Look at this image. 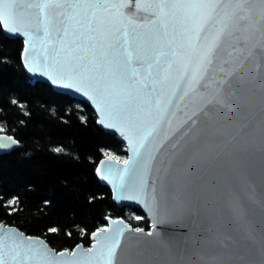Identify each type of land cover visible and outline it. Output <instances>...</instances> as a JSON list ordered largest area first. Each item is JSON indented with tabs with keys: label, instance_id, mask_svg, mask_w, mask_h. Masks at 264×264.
Wrapping results in <instances>:
<instances>
[{
	"label": "water",
	"instance_id": "95a60500",
	"mask_svg": "<svg viewBox=\"0 0 264 264\" xmlns=\"http://www.w3.org/2000/svg\"><path fill=\"white\" fill-rule=\"evenodd\" d=\"M168 2L140 0L141 8L135 12L133 4L119 10H90L94 16L88 27L77 23L80 12L69 21L64 42L79 33L85 45L97 46L98 55L101 45L109 59L114 51L102 83L88 72L80 73L63 54L57 55L58 33L66 25L61 10L50 6L52 0H20L25 7L11 19L7 8L0 6L5 33L24 41L22 61L29 76L89 104L98 125L126 145L127 160L104 156L96 175L119 207L139 208L151 223L150 230L136 231L124 218L107 216V226L92 233L90 247L80 243L70 251H56L43 237L0 224L4 264H264V6L253 3L198 13L197 29L212 19L230 24L241 15L247 19L235 20L237 38L230 43L237 50L229 58L232 62L224 65L235 93L226 97L231 111L218 109L212 114L227 142L215 164L188 170L172 187L164 179L171 167L169 137L178 135L194 111L213 101L216 82L223 83L224 73L219 69L211 73L208 91L193 81L183 82L185 68L199 79L204 48L197 33L185 42V29L191 25L181 10L143 6ZM37 4L49 7H34ZM117 64L124 71L109 74ZM180 84L183 92L177 88ZM162 87L165 94L160 96L156 90ZM9 137L17 141L0 131V144L10 145L0 153L20 146ZM134 162H142L137 170L142 193L132 186Z\"/></svg>",
	"mask_w": 264,
	"mask_h": 264
},
{
	"label": "trees",
	"instance_id": "16d2710c",
	"mask_svg": "<svg viewBox=\"0 0 264 264\" xmlns=\"http://www.w3.org/2000/svg\"><path fill=\"white\" fill-rule=\"evenodd\" d=\"M23 49L0 22V131L20 143L0 153V224L43 237L56 251L90 247L107 216L150 230L143 211L119 207L96 175L108 153L127 157L126 145L98 125L89 104L31 78ZM12 197L16 203L5 206Z\"/></svg>",
	"mask_w": 264,
	"mask_h": 264
},
{
	"label": "snow or ice",
	"instance_id": "6c2138e0",
	"mask_svg": "<svg viewBox=\"0 0 264 264\" xmlns=\"http://www.w3.org/2000/svg\"><path fill=\"white\" fill-rule=\"evenodd\" d=\"M253 3L264 6V0H169L168 3H145L143 5L145 8L169 7L181 10L182 15L189 20L191 25L185 29V42L191 41L193 34L197 33V39L202 43L204 48L198 69L200 73L199 79L194 74L189 73L188 69L185 68V75L182 77L184 83L193 81L199 85L200 89L208 91L211 73L215 72L216 69L224 73L223 83L216 82L217 88L213 92V101H210L206 108H200L194 111L188 120L185 121L182 129L178 130V135L169 137L170 144L168 150L170 152L171 167L164 173V179L172 187L175 186V182L179 176L188 170L196 166H211L215 164L219 159L222 146L227 142L224 134L213 121L212 114L217 112L218 109L231 111L232 105L228 103L226 97L235 95V93L232 91V86L229 83L230 74L225 71L224 65L232 62L229 58L232 56V52L237 50L236 46L230 43V41L237 38L235 20L244 21L247 19L245 15H241L236 17L231 24L212 19L209 20L207 27L197 29L198 13L201 10L207 9L212 11L217 9L224 11L229 8L242 9L243 5ZM129 4L134 5L133 12L141 8L140 0H52L50 6L61 10V22L66 25L64 31L58 33L61 40V48L57 52V55L60 56L63 54V57L71 64L78 66L80 73L88 72L91 79L102 83L106 75L105 65H112L113 59L115 58L114 51L111 53L113 59H109V52L104 51L103 45H101L100 55H98L96 51L97 46L95 44L85 45L79 33H73V39L64 42V37L68 35L69 21L74 18L77 12H80L82 15L77 23L81 26L88 27L89 18L94 16V13L90 10H119L128 7ZM0 6L7 8V17L9 19L14 15H19L25 7L20 3V0H0ZM34 7H49V5L37 4ZM226 15L230 14L226 13ZM2 21H5V15L0 14V22ZM91 30L93 32L98 31L97 28H92ZM245 43V41H241V44ZM111 48L112 46L109 45V49ZM123 71V65L117 64L115 71L109 74L116 75ZM201 81L203 82L201 83ZM69 86L74 87L75 85L70 84ZM177 88L180 92H183V84L178 85ZM156 91L160 96L165 94L163 87ZM12 102L17 103L15 100ZM8 139L13 144L18 143V141L13 140L11 137ZM9 146V144H0V148ZM141 147H144V145L142 144ZM54 151L60 152L61 148H55ZM136 154L138 156L140 155L139 152ZM141 166L142 162H134L131 171L133 176L132 186L135 191L142 193L144 190L143 179L137 175V170ZM153 185L155 186V182H153ZM2 199L3 197L0 196V200ZM17 199V197H12L5 202V206L15 204ZM51 231L54 232L57 229L53 228ZM136 231H142V229H137ZM191 243L195 244L197 241L193 240ZM60 255L63 256L64 254L61 253ZM108 255L111 257L112 247H109ZM0 264H4L3 260H0Z\"/></svg>",
	"mask_w": 264,
	"mask_h": 264
},
{
	"label": "rangeland",
	"instance_id": "374dc122",
	"mask_svg": "<svg viewBox=\"0 0 264 264\" xmlns=\"http://www.w3.org/2000/svg\"><path fill=\"white\" fill-rule=\"evenodd\" d=\"M107 156L113 157V158H115V159H117L119 161H126L127 160L126 156H117V155H115L113 153H108Z\"/></svg>",
	"mask_w": 264,
	"mask_h": 264
}]
</instances>
